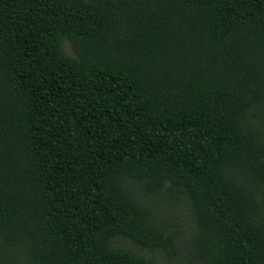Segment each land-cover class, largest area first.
I'll use <instances>...</instances> for the list:
<instances>
[{"label": "trees", "instance_id": "trees-1", "mask_svg": "<svg viewBox=\"0 0 264 264\" xmlns=\"http://www.w3.org/2000/svg\"><path fill=\"white\" fill-rule=\"evenodd\" d=\"M180 247L264 264V0H0V264Z\"/></svg>", "mask_w": 264, "mask_h": 264}, {"label": "rangeland", "instance_id": "rangeland-1", "mask_svg": "<svg viewBox=\"0 0 264 264\" xmlns=\"http://www.w3.org/2000/svg\"><path fill=\"white\" fill-rule=\"evenodd\" d=\"M186 218L184 217V214L180 213L176 219L177 227L180 230H182L185 227ZM185 251L184 247H180L178 249L177 255L172 259L169 260L165 254L163 253H149L153 255L156 264H190L186 262V259L183 257V252Z\"/></svg>", "mask_w": 264, "mask_h": 264}]
</instances>
